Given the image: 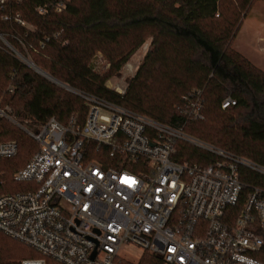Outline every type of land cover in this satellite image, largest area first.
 Returning a JSON list of instances; mask_svg holds the SVG:
<instances>
[{
  "label": "built area",
  "instance_id": "1",
  "mask_svg": "<svg viewBox=\"0 0 264 264\" xmlns=\"http://www.w3.org/2000/svg\"><path fill=\"white\" fill-rule=\"evenodd\" d=\"M8 1L0 0L1 19L27 27ZM0 41L15 60L38 71L27 53L1 34ZM65 88L87 108L81 125L74 115L65 124L53 117L40 125L20 123L9 106L0 105V119L38 146L12 175L25 190L0 192L1 234L59 264H122L129 246L155 256L159 264H264V188L246 190L239 174L247 168L264 176L263 166L180 128ZM114 91L125 94L121 88ZM183 101L188 120L203 119L200 91ZM234 105L227 97L221 109ZM177 140L214 159L206 164L175 161ZM17 153L16 141H0V160ZM2 178L0 171V189ZM21 264H45V259Z\"/></svg>",
  "mask_w": 264,
  "mask_h": 264
},
{
  "label": "trees",
  "instance_id": "2",
  "mask_svg": "<svg viewBox=\"0 0 264 264\" xmlns=\"http://www.w3.org/2000/svg\"><path fill=\"white\" fill-rule=\"evenodd\" d=\"M254 1L9 0V9L20 13L27 27L3 21L0 12V34L70 89L180 128L186 135L212 141V146L264 167V72L232 47L241 18ZM147 41L148 51L126 93L120 96L108 90L106 80ZM97 54L111 63L104 76L91 62ZM196 91L201 92L203 119L190 121L183 98ZM227 97L235 105L222 110ZM0 105L9 106L18 122L36 125L52 117L65 124L72 115L81 125L87 112L82 99L31 72L3 45ZM6 140L17 142L18 153L0 160V192L24 191L25 184L13 182L12 175L26 165L38 146L19 128L0 119V141ZM175 148L173 159L180 163L206 164L214 159L183 140H177ZM239 174L246 190L264 188V176L247 168H240ZM42 258L45 264H59L0 233V264ZM137 264L159 261L144 252Z\"/></svg>",
  "mask_w": 264,
  "mask_h": 264
},
{
  "label": "rangeland",
  "instance_id": "3",
  "mask_svg": "<svg viewBox=\"0 0 264 264\" xmlns=\"http://www.w3.org/2000/svg\"><path fill=\"white\" fill-rule=\"evenodd\" d=\"M30 28L33 30L32 27ZM0 45H3V47L5 48L4 43L1 41H0ZM148 47H149V41H147L143 46L137 49L130 56L128 61L121 67L120 71L114 73L106 80L105 87L114 93H115L114 91L115 89L121 88V90H123L126 93L128 84L130 80L134 77L140 65L142 64L143 58L146 52L148 51ZM232 47L242 56H244L247 60H249L255 67H257L258 69L264 72V0H255L250 6V9L246 13V15L243 18H241V26L232 43ZM27 57H29L28 54ZM29 59L31 58L29 57ZM93 60L96 61L95 63L96 71L102 76L107 74L108 71L111 69V65H110L111 63L105 56L103 58L101 54H97L95 55V57L92 58L91 61L92 63ZM24 66L27 67L31 72L41 76L36 71L30 69L27 65ZM55 85L67 91V88L60 86L58 84ZM187 136L195 138L204 143L207 142V144L210 145L213 144L212 141H204L202 139L190 135ZM123 253L127 257L124 262H128L129 264H137V262L140 260V258L143 255L141 249L131 246L125 247Z\"/></svg>",
  "mask_w": 264,
  "mask_h": 264
},
{
  "label": "water",
  "instance_id": "4",
  "mask_svg": "<svg viewBox=\"0 0 264 264\" xmlns=\"http://www.w3.org/2000/svg\"><path fill=\"white\" fill-rule=\"evenodd\" d=\"M38 74H40L43 78H45L46 80H49L50 82H53L54 84H58L60 86H63V87H67L66 85L60 83L59 81H57L56 79L52 78L51 76H49L46 72L38 69L37 71ZM95 253H93L94 255Z\"/></svg>",
  "mask_w": 264,
  "mask_h": 264
}]
</instances>
